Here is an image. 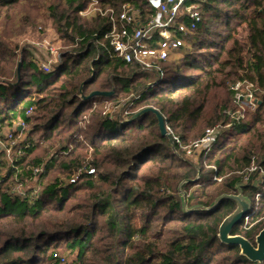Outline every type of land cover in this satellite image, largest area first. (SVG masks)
Masks as SVG:
<instances>
[{
  "label": "trees",
  "instance_id": "obj_1",
  "mask_svg": "<svg viewBox=\"0 0 264 264\" xmlns=\"http://www.w3.org/2000/svg\"><path fill=\"white\" fill-rule=\"evenodd\" d=\"M89 2L0 0V140L10 148L9 155L0 148V264H264L219 240V225L239 206L235 199L191 210L241 194L250 203L248 228L242 219L230 233L255 244L264 227V189L253 184L258 172L248 183L239 173L254 155L264 166V0H184L183 8L197 5L201 20L152 85L153 73L97 42L110 21L81 14ZM124 3L140 22L153 14L147 0H99L116 12ZM39 17L66 46L51 72L33 63L28 45L11 41L37 28ZM237 81L251 83L257 101L234 120L224 110L237 107L230 88ZM111 89L110 96L83 98ZM130 94L139 97L128 100V116L122 107L101 113L102 101L115 105ZM147 106L183 145L221 125L211 150L187 155L161 134L152 112L128 121ZM17 121L22 129L14 128ZM3 128L13 130V144ZM17 183L24 195L12 191Z\"/></svg>",
  "mask_w": 264,
  "mask_h": 264
},
{
  "label": "built area",
  "instance_id": "obj_2",
  "mask_svg": "<svg viewBox=\"0 0 264 264\" xmlns=\"http://www.w3.org/2000/svg\"><path fill=\"white\" fill-rule=\"evenodd\" d=\"M184 0H147L149 5L153 8L152 16L144 21L140 22L137 16V9L129 3H124L121 6L119 12L114 11L112 8H103L99 5V0H90L85 10L80 11L81 14L87 15L93 12H98L102 16H108L110 21V28L105 32L102 39L97 42L103 46H106L109 53L124 61L135 65L139 70L153 73L155 80L149 84L152 85L158 79L162 78L164 74V64L171 58L172 54L177 52L178 48L184 43L187 35L196 28L197 24L201 20L196 4H189L182 7ZM181 15H185L188 22L185 23L179 20ZM38 33H43L41 40L37 42H29V49L32 52L33 63L44 72L53 71L56 66L61 62L62 52L66 48L61 40L56 37L49 39L44 37L46 35L45 28L38 26ZM42 30V32H40ZM60 41V42H59ZM233 90L234 99L237 104L235 109L224 110L231 119L239 120L244 116L246 109H253L255 107L257 98L252 89V84H244L237 81L230 85ZM82 97V95L79 94ZM139 95L130 94L127 97L121 98L115 105L108 100H104L101 103L95 101L93 107L99 103L102 104L101 113L103 115L108 114L118 107H122V114L124 117L131 113L130 107L132 101L130 98L137 99ZM246 97L248 99H246ZM125 104H128L125 106ZM125 106V107H124ZM29 108L26 113H29ZM16 129L23 127L21 121H17L14 125ZM221 125L216 124L214 126L206 127L203 134L191 141L189 144L183 145L179 142L176 135L173 134L172 129L165 124V130L167 134L172 136L179 146L185 150L187 155L198 158L199 156L205 157L211 150L212 145L215 143L217 135L219 133ZM4 129V128H3ZM1 130L2 135L6 137L9 144L14 143L13 130L7 129L5 132ZM7 155L10 153L9 146L3 144ZM256 156L251 157L250 164L239 173L243 174L242 183H248L250 181V173L258 172V177L253 180V184L261 186L264 189V166L259 164L256 160ZM211 166L216 169L214 165ZM38 168L34 169L37 172ZM93 172L92 168L88 169V173ZM76 176H73L70 181H74ZM214 180L220 181L221 177L214 176ZM12 191L24 195L25 192L20 187V183H17ZM36 192V190H35ZM260 193L255 194V200L259 199ZM250 214L244 216V224L242 228H248L247 222ZM61 261H64L61 258Z\"/></svg>",
  "mask_w": 264,
  "mask_h": 264
},
{
  "label": "water",
  "instance_id": "obj_3",
  "mask_svg": "<svg viewBox=\"0 0 264 264\" xmlns=\"http://www.w3.org/2000/svg\"><path fill=\"white\" fill-rule=\"evenodd\" d=\"M18 67H19V63H18ZM112 93H113V89L109 91L95 90L90 92L88 95L83 96V98L88 99L93 96H110L112 95ZM246 99L248 98L246 97ZM144 112H152L158 121V127L161 134L167 135V132L165 130V120L162 114L154 107L147 106L138 110L128 118V121L137 118L140 114ZM222 197H231L235 199L238 202L239 206L233 213L225 217L221 222V224L219 225V230H218L219 240L224 243L238 245L240 248V254L244 255L247 259L251 261L262 262L264 260V227L256 234L255 244L251 243L247 238H245L240 234L230 233L232 227L244 218L250 207V203L248 202V200H246L241 194H222L215 200L212 206L209 207L196 206L191 208V210L209 209L213 207ZM184 208L186 207L184 206Z\"/></svg>",
  "mask_w": 264,
  "mask_h": 264
},
{
  "label": "rangeland",
  "instance_id": "obj_4",
  "mask_svg": "<svg viewBox=\"0 0 264 264\" xmlns=\"http://www.w3.org/2000/svg\"><path fill=\"white\" fill-rule=\"evenodd\" d=\"M38 25L37 26H41L43 28H45V34L44 37H47L49 39L52 38H56L58 37V35L55 33V31L53 30V28L51 27V24L48 20L39 17L37 20ZM38 27L36 28L35 25H30L29 27H27V29L15 33L13 38L11 39L13 44L18 45L19 47H23V46H29V42H37L38 40H41V38L43 36H41L38 33ZM60 42V41H59ZM61 43V42H60ZM31 51V50H30ZM179 53L175 52L174 55H178ZM173 55V54H172ZM17 127L15 126V129ZM23 127H21L22 129ZM8 128H4L3 131L5 132ZM18 130V129H17ZM3 142L0 140V148L3 147ZM70 261V260H68Z\"/></svg>",
  "mask_w": 264,
  "mask_h": 264
}]
</instances>
